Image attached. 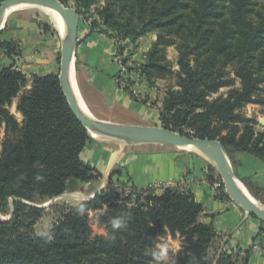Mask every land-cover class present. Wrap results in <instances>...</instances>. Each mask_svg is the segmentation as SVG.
<instances>
[{
  "label": "trees",
  "instance_id": "trees-1",
  "mask_svg": "<svg viewBox=\"0 0 264 264\" xmlns=\"http://www.w3.org/2000/svg\"><path fill=\"white\" fill-rule=\"evenodd\" d=\"M259 1L73 3L80 17L95 7L91 32L113 39L118 56L156 34L144 64L130 66L129 58L123 59L119 81L132 85L133 73L150 88L159 81H173L162 103V127L218 140L229 158L246 153L264 159V133L256 131L257 121L239 113L251 104L264 107V12ZM41 29L49 31L46 26ZM1 37L0 55L20 57L19 45L2 42ZM170 48L177 52L176 62L169 59ZM27 85L15 63L0 70V133L4 128L5 134L0 150V264H249L250 252L218 253L219 236L213 224L201 222L204 207L191 189L169 187L158 195L132 187L126 194V188L113 180L119 173L94 198L60 207L50 233L36 236L34 222L43 210L34 203L61 197L71 179L98 182L101 175L82 159L94 139L71 110L59 73L34 76L32 88L22 93ZM226 88L234 89L212 99ZM16 98L22 121L9 110ZM218 178L210 167L207 182L215 184ZM218 190L230 200L223 184ZM92 212L101 214L99 225L106 228L105 235L92 236ZM117 220L120 227L115 226ZM164 237L181 241V248L167 258L158 251ZM213 253L219 255L217 261L211 259Z\"/></svg>",
  "mask_w": 264,
  "mask_h": 264
},
{
  "label": "crops",
  "instance_id": "crops-1",
  "mask_svg": "<svg viewBox=\"0 0 264 264\" xmlns=\"http://www.w3.org/2000/svg\"><path fill=\"white\" fill-rule=\"evenodd\" d=\"M35 21L23 15L15 16L7 22L6 31L1 37L2 42H17L21 47L20 57L7 58L4 53L0 55V70L16 64V68L28 79V85L22 93L32 88L34 76L58 73L60 46L50 32L41 31ZM156 38V34H149L132 49L129 47L130 62L137 66L144 64L145 54ZM117 55L118 49L113 39L97 31L91 32L89 26L79 27L75 51L76 76L89 112L104 122L161 127L160 112L165 95L156 104L157 88H150L137 73L130 77L132 85H122L119 77H123V72L117 62ZM19 98L14 100L9 110L14 115L12 109H15L22 118L17 111ZM4 135L2 128L1 144ZM93 139L85 148L82 159L100 173L101 179L88 183L71 179L67 192L58 200L66 204L78 197L80 201H87L101 193L116 173L119 175L113 178L115 182L125 183L139 191L152 189L159 195L169 187L191 189L196 201L204 207L201 222L213 224L219 236L216 243L218 253L222 250H239L243 254L250 252L249 264H264V225L241 210L231 199H223L217 184L207 182L210 167L203 157L164 145H121L114 141ZM230 161L237 178L252 197L264 206V159L251 154L234 153ZM179 249L180 246L176 251ZM218 258L219 255L215 261Z\"/></svg>",
  "mask_w": 264,
  "mask_h": 264
},
{
  "label": "water",
  "instance_id": "water-1",
  "mask_svg": "<svg viewBox=\"0 0 264 264\" xmlns=\"http://www.w3.org/2000/svg\"><path fill=\"white\" fill-rule=\"evenodd\" d=\"M17 5L44 7L55 11L64 20L66 34L61 39L59 80L71 110L92 137L114 141L121 145L157 144L190 149L205 158L217 171L223 180L228 197L241 210L264 224V206L249 192L247 195L241 189L239 183L242 182L235 175L230 158L220 141L191 137L158 126H130L104 122L96 119L93 115V118L88 117L84 113L71 81L72 70L76 77L75 51L80 27V15L77 9L63 4L60 0H4L0 4V35L7 22V11Z\"/></svg>",
  "mask_w": 264,
  "mask_h": 264
},
{
  "label": "rangeland",
  "instance_id": "rangeland-1",
  "mask_svg": "<svg viewBox=\"0 0 264 264\" xmlns=\"http://www.w3.org/2000/svg\"><path fill=\"white\" fill-rule=\"evenodd\" d=\"M67 6L76 9V7H75V5L73 3V0H68ZM259 7H260V10H262V12H264V0H260L259 1ZM22 15L26 16V17H30V19L36 20L37 23L39 24V29L41 31H43L41 29V26H46V27L49 28L48 32H50V34L54 37L56 43L59 44V46H60L59 55L61 56L62 40L60 38L61 36H60V34H59L54 22L47 15H45L44 13H42L40 10H37V9H30V10H25V11L13 13L7 19V22L12 20L15 16H22ZM94 19H97V16L95 14V7L92 8L89 12L84 11V13L80 17V27L81 28L82 27H88V26L90 27L91 22ZM7 22H6L5 28L2 31L1 35H3V33L6 31L5 29L7 28ZM44 33H46V32L44 31ZM14 43L18 44L17 42H14ZM131 47H133V46H130V49H132ZM19 51L22 54L20 46H19ZM130 53H131L130 50H128L127 51V58H129L128 65L137 66V64H135L133 62H130ZM168 56H169V59L172 62H176L177 52L174 49H172V50H170V52H168ZM59 71H60V65H58V73H59ZM172 83H173V81H159L158 82V86H155L157 88V90H156V98H157L156 100L157 101L155 102L156 104H157V102L160 101V99H162V96L165 95V91H166L167 87H169ZM239 87H240V82L237 81V84H236L235 88H239ZM232 89H234V88L222 89L217 95H214L212 99H217V98H220V97H226L227 94L229 93V91L232 90ZM262 95L264 97V93ZM251 105H247L245 108L241 109L239 111V113H240V115H242L245 118L254 119L255 121H257L258 125L256 126V131L259 132V133H264V107H262L260 105H252V106ZM12 110L15 113L14 115H16L15 116L16 119L18 121H22V118L20 116H18V114H16L17 113L16 110L15 109H12ZM161 127H162V125H161ZM1 148H2V144L0 143V150H1ZM175 149H179V148H175ZM180 150L197 154V153L191 151L190 149L187 150V149H182L181 148ZM204 160L209 165V167H212L210 165V163L205 158H204ZM230 160H231V158H230ZM218 179H220V181L216 182L215 184L220 185V186H221V184H223V186H224L222 178L220 177ZM121 186H120L121 189H123V186L126 189H128V187H132V186H127L125 183H121ZM129 189H131V188H129ZM224 192H225V188H224ZM124 193L129 194L130 192H127V191L124 190ZM78 199H80V198L78 197ZM78 199L70 200L68 204H66L65 202H63L61 200H58V199L55 202H53V200H51V201H45V200L44 201H40L39 200L36 203H34V206H36V207H38V208L43 210L41 216L37 220H35V222H34V234L36 236H46V235H48L50 233L52 225L54 223H56L58 221V219L60 218V213L58 212V209L60 207H62L63 205L74 206V205L82 202V201H80ZM100 215L101 214L99 212H92L91 215H90V225L92 227V232H93L92 236L93 237L102 236V235L106 234V228L99 225V219H100L99 216ZM2 217L4 218V216H2ZM180 242L181 241H180L179 238L172 239L171 237H164V238L161 239V242L158 245V251L160 252L161 256H163L165 258L166 255L169 252L176 251L178 246H180V248H181ZM215 257L216 256H215L214 253L211 254V259L212 260H214Z\"/></svg>",
  "mask_w": 264,
  "mask_h": 264
},
{
  "label": "bare ground",
  "instance_id": "bare-ground-1",
  "mask_svg": "<svg viewBox=\"0 0 264 264\" xmlns=\"http://www.w3.org/2000/svg\"><path fill=\"white\" fill-rule=\"evenodd\" d=\"M30 9L40 10L42 13L47 15L54 22V24H55V26H56V28H57L60 36H61V39L63 38V36L66 34V24H65L64 20L61 18V16L53 10H50V9H47L44 7H38V6L17 5V6L10 8L7 11L6 19H8L13 13L21 12V11H25V10H30ZM71 81H72L73 89L75 91V94L77 96V99H78V102H79L81 108L83 109L84 113L88 117L93 118L92 114L89 112V110H88V108L84 102V99L81 95L79 85H78L77 76L75 77L73 70L71 72ZM187 150H189V149H187ZM112 162H113V160H112ZM239 186L248 195V190L246 189V187L242 183H239Z\"/></svg>",
  "mask_w": 264,
  "mask_h": 264
},
{
  "label": "built area",
  "instance_id": "built-area-1",
  "mask_svg": "<svg viewBox=\"0 0 264 264\" xmlns=\"http://www.w3.org/2000/svg\"><path fill=\"white\" fill-rule=\"evenodd\" d=\"M126 52H127V50H126ZM126 52H125V55H126ZM125 55H124V56H118V55H117V62L121 65V67H122L123 59L126 57ZM122 69H124V68L122 67ZM124 71H125V70H124ZM126 77H127V76H126ZM126 79H129V78H126ZM122 85H127V86H129V85H128V82L122 83ZM217 187H220V185H217ZM129 188L132 189V187H128V189H126L125 191L130 192L131 189H129ZM55 201H57V198L53 200V202H55Z\"/></svg>",
  "mask_w": 264,
  "mask_h": 264
},
{
  "label": "clouds",
  "instance_id": "clouds-1",
  "mask_svg": "<svg viewBox=\"0 0 264 264\" xmlns=\"http://www.w3.org/2000/svg\"><path fill=\"white\" fill-rule=\"evenodd\" d=\"M115 226H116V227H120V226H121V221H120V220H117V221L115 222Z\"/></svg>",
  "mask_w": 264,
  "mask_h": 264
}]
</instances>
